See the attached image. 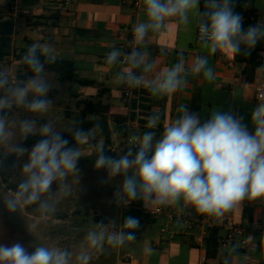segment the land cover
<instances>
[{"label":"clouds","instance_id":"obj_1","mask_svg":"<svg viewBox=\"0 0 264 264\" xmlns=\"http://www.w3.org/2000/svg\"><path fill=\"white\" fill-rule=\"evenodd\" d=\"M142 7L144 19L134 26L131 50L114 48L105 63L125 65L115 75L118 86L145 88L154 98L175 94L190 77L214 79L207 55L197 56L190 66L180 57L174 65L158 68L150 53L141 50L140 45L149 36L164 32L170 21L187 28L195 20L201 45L209 54L248 56L264 40V23L244 27L235 0H203L202 8L201 0H142ZM57 59L51 46L36 42L22 56L25 74L30 73L27 79L0 68V174L16 172L19 176L15 190L0 197L8 213L19 214L32 207L41 217L54 214L60 201L71 195L72 185L79 186L78 161L92 155L95 170L106 172L104 183L123 177L113 197L117 206L141 201L146 209L177 206L222 218L245 201L264 202V102L252 112L253 132L232 112L214 107L202 121L198 112L181 104L176 109L179 115L161 134L149 130L133 136L117 158L107 154L103 142H94L101 131L98 122L85 129L59 127L45 119L53 106L49 93L57 87L46 65ZM258 71L264 73V65ZM159 118V114L151 115L147 128H156ZM41 120L46 122L41 124ZM65 133L72 138L71 146ZM30 136L40 139L29 149L23 142ZM86 143L91 149L87 153ZM10 157L15 159L9 164ZM110 226L117 224L95 223L86 231L79 251L34 242L28 247L19 242L0 243V264H90L94 251L134 241L139 221L129 216L118 230L110 231ZM241 247L240 243L229 245L223 264L239 258Z\"/></svg>","mask_w":264,"mask_h":264},{"label":"crops","instance_id":"obj_2","mask_svg":"<svg viewBox=\"0 0 264 264\" xmlns=\"http://www.w3.org/2000/svg\"><path fill=\"white\" fill-rule=\"evenodd\" d=\"M133 1L24 0L32 13L30 17H11L7 15L8 12L0 15L11 18L13 22L17 18L27 20L31 32L25 36L16 35L14 24L13 44L16 43L17 49L21 50L39 42L51 46L58 59L74 62L76 74L89 84L70 82L78 85V89L72 92L73 85L68 90L65 89L64 93H68L66 101L69 99L68 102H79L81 117L84 114L82 102L88 101L97 106L98 112L86 113V116L87 119L101 121L102 125H107L104 131L101 127L95 143L104 140L105 149L110 156L118 158V153L123 154L126 151L125 142L128 134L131 137L139 136L149 130L155 131L157 135L161 134L163 129L177 118L179 114L176 109L181 104H186L190 111L198 112L202 121L209 117L210 110L214 107L223 112H232L241 117L248 130L253 132L251 115L257 104L262 102L257 98L256 88L264 83V73L259 72L258 68L254 80L245 82L243 71L246 64L237 62L235 55L226 52L209 54L197 39L198 24L195 20L187 28L170 21L164 32L149 36L140 48L150 53V58L156 61L158 68L172 66L180 57H183L187 66H190L197 56L207 55L214 79L208 82L202 75L190 77L181 90L161 99L152 97L145 88H140L148 93L145 110L141 114L132 113V103L125 97L128 88L118 86L115 81L116 73L124 66L121 64L108 66L105 58L114 48L122 51L126 49L129 40L128 28L134 22ZM247 5L257 12V24L264 23V0H247ZM142 19L143 7L138 22ZM258 44L262 46L260 55L264 59V40ZM50 95L56 100L62 92L53 89ZM153 114H159L160 118L156 128L148 129V118ZM117 139L122 141L121 146L119 144L118 147L113 146V141ZM90 150L87 145L84 146L86 153ZM159 207L182 211L194 219H208L211 222L231 217L239 225L258 224L261 231H264V202L245 201L224 217L215 218L201 215L191 208L182 210L177 206L146 209L141 201H134L127 207L122 205L119 207V216L115 223L122 224L126 214L130 210H135L143 213L140 221L143 222L144 228L139 239L115 248L120 253L117 264H223V254L229 246L223 242V230L217 231L220 243L217 256L210 259L206 244L210 232L207 237L201 232L203 228L209 231L211 228L207 224L189 227L178 219L169 223L166 216L154 217L147 214ZM109 230L116 231L112 227ZM261 240H264L263 232L250 237L252 247L240 248L241 255L239 258H233L232 264H264L262 248L264 243L260 244Z\"/></svg>","mask_w":264,"mask_h":264},{"label":"rangeland","instance_id":"obj_3","mask_svg":"<svg viewBox=\"0 0 264 264\" xmlns=\"http://www.w3.org/2000/svg\"><path fill=\"white\" fill-rule=\"evenodd\" d=\"M8 3L9 0H0L1 14L4 15L9 11ZM14 24L16 35L25 36L31 32L25 18L15 19ZM15 45L12 46V55L0 62V68L8 70L13 77L18 76L19 79H27L29 74H25L26 71L21 68L20 61L14 55V51L19 50ZM48 74L49 78L57 83V87L54 89H59L62 95L58 99L56 98V101L50 95L51 92L49 93V97L53 99V106L46 114L45 119L54 120L59 127H71L80 121L81 109L78 106L79 102H68L69 99L66 101L68 93H64V91L73 85V91H71L75 92L78 85L75 86L70 82L60 83L54 73ZM45 122L44 120L40 121L41 124ZM64 135L68 134L65 133ZM101 142L104 144V140ZM120 142L122 141L114 140L113 146L118 147V144L121 146ZM23 145L29 149L33 146L27 145L25 141ZM94 163L95 157L80 158L78 161L79 186L72 185L71 195L60 201L54 214L41 217L32 207L23 209L19 214H10L0 204V243L11 245L14 242H19L28 247L34 242L35 244L67 247L70 250L79 251L86 231L93 228L95 223L116 222L120 206L114 203L113 197L117 186L122 183L123 179L118 176L111 183H104L106 172L95 170ZM18 180V173L14 172L9 178V183L17 185ZM8 184L0 182V197L10 195L14 191L8 188ZM118 227L117 224L116 227L112 228L118 230ZM27 230L31 231L28 233ZM119 254L115 248L106 246L104 252H93L90 264H117L120 259Z\"/></svg>","mask_w":264,"mask_h":264},{"label":"trees","instance_id":"obj_4","mask_svg":"<svg viewBox=\"0 0 264 264\" xmlns=\"http://www.w3.org/2000/svg\"><path fill=\"white\" fill-rule=\"evenodd\" d=\"M203 7V0H201V8ZM235 10L239 13H241L244 16L245 22L244 27H247L249 25L257 24V12L255 9L247 5V0H235ZM13 33H14V22L11 18H4L0 15V62L12 55L13 53ZM27 48V47H26ZM26 48L14 51V55L18 61H20V66L22 69H24L27 72L26 66L22 64V56L26 51ZM262 46L257 44L256 47L251 51V54L248 56L244 55H235V60L239 63L246 64V67L243 71V75L245 77V82H252L255 77V71L256 69L260 68L261 65H264V59L260 55V52L262 51ZM47 72L56 74L58 81L61 83L65 82H71V83H78L87 85L89 84L88 81L81 79L76 74V68L75 64L71 60H64V59H57V61L54 64L46 65ZM30 75V73H28ZM54 94V93H53ZM147 91L141 90L140 88L134 89V95L131 105V111L132 113L138 114L142 113L143 110H145L144 105L147 102ZM53 97V95H51ZM84 104L83 112L84 114L80 118V121H77L75 123L76 126L83 127L85 129L91 128L94 126L97 121L87 119L86 113L94 114L95 112H98L97 106L91 102L84 101L82 102ZM100 112V111H99ZM101 121H98V123L101 125V127L106 130L107 125H102L100 123ZM65 138L70 141V146L72 145L73 141L70 135H65ZM40 138L38 136H30L25 140L27 145H34L36 142H38ZM14 157H10L8 162L9 164L14 160ZM14 172H5L3 174H0V182L3 183H9V178L13 175ZM8 188L10 190H15L16 184L9 183ZM134 217L139 221V229L136 231V239H139L142 233V229L144 228L143 222L140 221V218L143 216V213L140 211L130 210L126 217ZM125 217V218H126ZM217 231L218 229H211L210 230V237L207 240V254L208 257L211 259L216 258L219 248V238L217 237ZM264 240L260 241V244H263ZM264 248V247H262ZM210 264V263H205Z\"/></svg>","mask_w":264,"mask_h":264},{"label":"built area","instance_id":"obj_5","mask_svg":"<svg viewBox=\"0 0 264 264\" xmlns=\"http://www.w3.org/2000/svg\"><path fill=\"white\" fill-rule=\"evenodd\" d=\"M9 11L8 15L11 17H19L25 16L30 17L32 15L29 8L26 7L24 0H9ZM141 0H134L132 2V14L134 18V22L129 26L128 33H129V40L128 44L126 45L125 52L131 50V42L133 40V29L134 26L138 23L139 17L141 14ZM197 39H199V28L197 29ZM121 65L125 66L123 63ZM128 88V87H127ZM257 98L258 100L264 102V83L257 86L256 88ZM134 95V89L128 88L125 92V97L128 99L130 103H132ZM131 136L128 134L126 137V146L129 145L131 140ZM150 216H166L169 223L174 222L176 219L181 220L183 223L187 224L189 227H195L197 224L204 225L207 224L211 229H221L224 231L223 242L228 245H232L233 243H240L242 244V249H250L252 247V242L250 241V237L256 235L257 233L264 234V231H261L260 225H253V226H242L237 224L231 217H227L218 222H211L208 219H194L189 216L187 213L182 211H171L170 209L159 207L147 213ZM210 229V230H211ZM209 230L206 228L202 229L201 234L203 236H209Z\"/></svg>","mask_w":264,"mask_h":264}]
</instances>
